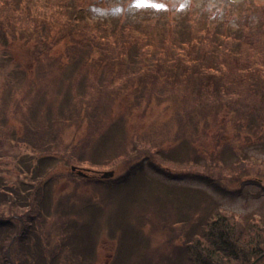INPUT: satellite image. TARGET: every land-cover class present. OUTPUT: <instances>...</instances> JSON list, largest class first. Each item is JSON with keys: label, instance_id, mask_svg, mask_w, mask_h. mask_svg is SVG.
<instances>
[{"label": "trees", "instance_id": "1", "mask_svg": "<svg viewBox=\"0 0 264 264\" xmlns=\"http://www.w3.org/2000/svg\"><path fill=\"white\" fill-rule=\"evenodd\" d=\"M135 1L0 0V264H264V212L209 207L185 218L159 203L171 197L118 196L144 168L170 180L199 177L211 188L224 171L264 181V160L242 153L229 167L212 160L205 169L190 164L191 170L170 157L188 145V156L201 161L204 152L195 144L218 120L220 133L229 125L232 136L216 135L217 148L242 152L236 142L242 133L264 135V3L247 0L233 11L218 0H147L150 10L138 13ZM43 9H53L45 21ZM90 11L102 13L100 25L78 23L94 20ZM42 37L41 55L32 47ZM63 43L67 77L57 87L48 72ZM35 65L44 73L35 79L20 70ZM15 83L32 90L16 97L21 102L9 94ZM152 108L157 115L150 116ZM76 120L86 129L77 138V130L69 131ZM12 121L28 137L30 161L2 144L16 131ZM174 132L182 139L177 145ZM69 165L115 176L78 177L76 188L90 195L54 198L51 182L57 172L73 175ZM112 225L115 231L105 232ZM103 236L110 246L103 248Z\"/></svg>", "mask_w": 264, "mask_h": 264}, {"label": "rangeland", "instance_id": "2", "mask_svg": "<svg viewBox=\"0 0 264 264\" xmlns=\"http://www.w3.org/2000/svg\"><path fill=\"white\" fill-rule=\"evenodd\" d=\"M118 2L119 0H115ZM168 4H171V2H174V0H167ZM190 1H195V0H190ZM201 2H215L217 0H200ZM222 2H226L229 5H234L235 8H232L233 11L238 10L241 7H247L248 6V1L247 0H218ZM259 2L264 3V0H256ZM137 4V10L138 13H144L148 12L150 10V5L147 2V0H136L135 1ZM196 2V1H195ZM63 3V2H62ZM41 10V5L40 8ZM119 11V10H118ZM121 11V10H120ZM119 11V12H120ZM53 12V9H43V21L47 19V17L50 16V14ZM89 17L94 19V20H85L82 22L78 23H83L85 26L91 25H100L103 20V15L102 13L100 14H95V11H90ZM66 14H71L70 11H67ZM4 15V12L3 14ZM60 15V13H59ZM31 18H35V12L33 11L30 15ZM38 21H40V18H38ZM51 39V38H50ZM40 45L32 47L35 50L38 51L42 55V50H43V37L40 38ZM2 44V41L0 40V45ZM32 44L37 45L32 42ZM48 46H51L52 44L48 42ZM16 45H13L15 47ZM65 44L63 43L62 45H56V49L59 51L58 54L54 55V59L57 60V64L54 66H49L50 71L48 73L52 74L53 76V83L58 87L59 85H62L65 87L66 83V77L67 75L62 71L63 64H64V57L62 53L60 52L62 49H64ZM9 53V52H7ZM11 53V52H10ZM12 54V53H11ZM16 54V52H14ZM49 65V62H48ZM21 72H28V76L32 79H35L36 77L40 76L43 73V67H39L38 65H35L31 67V69H25L21 68ZM5 74V72H0V75ZM14 80V79H13ZM15 87H12L13 90L9 93L12 98H14L15 101L21 102L20 100H16V97L20 96V94H25L26 91L31 92L35 88L34 83H27L28 87H31L30 89L32 90H26L24 89V85H18L15 83ZM20 92V93H19ZM42 100H37L34 103V106L41 107ZM124 106V103H117V107L120 105ZM3 103L0 102V108L3 107ZM163 109V107L161 108ZM159 109L158 108H152L150 110V116L151 115H157ZM2 113L3 111L0 110ZM4 114L0 115L2 118ZM225 117L223 118L224 122ZM11 124L10 127L15 126L16 131H9L7 133L9 141L6 143L2 144H7L8 147V152L11 156L17 155L20 157V160L22 162L25 160L31 159V153L25 149V141L27 142L28 137L25 136L23 133L21 134V131L23 130V126L21 122H9ZM220 124V120L217 122H212L210 125L209 130L206 131L204 134L203 132L201 133L199 137L198 142H202L201 145H198L202 151L204 152V158L201 156V161L199 158H196L193 160L188 156L191 155V152L189 150L188 145H181L180 150H175L172 155L170 156L172 159V163L177 166H185L181 167L183 170H191L188 168L190 164H193L194 166H203V168L210 164L212 160H215L217 162H221L226 165V167H229V165L234 164L237 161L238 155L242 153V155H249L261 160H264V135L258 139L255 135L248 134V133H242L239 136V139L236 141L240 146L243 147L242 152L241 150H238L235 152L233 149L226 147L225 149L223 148H217L216 147V135L221 134L220 133V128L218 127ZM135 126L137 128L143 127L142 122L138 121ZM225 126V125H224ZM227 130L226 132H223L220 138L222 139H229L232 136V131H230V126L226 125ZM85 125L81 127V124L78 120L75 121L74 125L70 128V133L71 132H76L80 136V134L85 133ZM68 131V133H69ZM178 135V132L172 133L173 138L175 139V144H179L182 142V139H176ZM215 135V136H214ZM70 135L67 134L64 136V139H68ZM188 136V135H187ZM214 136V137H213ZM204 143V144H203ZM208 143V146H207ZM178 153V154H177ZM212 155V158L214 159H209L208 157ZM24 163V162H23ZM24 164H22L19 161V167L18 169H23ZM52 165V164H50ZM55 166L57 167H63V164H58V162L55 163ZM71 166L69 165V168ZM83 171H87V177H98L100 178V175L105 172V171H110L109 169H99V170H91L87 169L85 167L77 166ZM46 168V165H43V170ZM205 169V168H204ZM180 170L178 169L177 172ZM174 172V173H177ZM182 172V171H181ZM195 172L197 173H206V170H196ZM72 173V172H71ZM185 173V171H183ZM64 174V176H63ZM67 175V176H66ZM72 175V174H71ZM71 175H68L67 172H57V180L52 181V189H54L53 193L51 194L52 197L58 198V197H75L78 193L80 195H90L91 191L88 188H76L78 182L80 179L78 177V174L73 173L72 177ZM215 176V175H214ZM21 177V178H20ZM18 178L22 179V176H18ZM221 183H218L215 188L208 187L204 182L200 180L199 177H183L180 179H168L164 178L158 174H156L152 169L149 168H144L142 172L136 173L130 181L123 187L121 192L118 193V196L123 197V196H129V197H171L172 203L169 201H160L161 202H166L171 208H173L175 211L181 213L183 216H186L187 218L191 212H194L196 214L201 213L204 208L205 211L209 208L212 207L214 210H221V211H227L228 213L231 214H241L245 215L248 213H252V215H258L259 213L264 212V181L261 179H258L255 176H249V177H238V176H226V171L222 173V176L220 177ZM24 184H27V181L24 182ZM27 186V185H26ZM113 194L110 197V201L113 203H116L118 201L116 190L111 191ZM117 198H116V197ZM101 198V197H98ZM218 203V208L213 207V204ZM163 209V208H162ZM161 209V210H162ZM79 209H75V212H79ZM87 216L90 215L89 210L86 211ZM100 221L103 220V217L99 218ZM113 227L109 226L106 227L105 232H114L116 225H112ZM116 230H118L116 228ZM106 233H103L105 235ZM161 234L159 236H156L154 243L157 244L161 238ZM101 242L103 243L102 246H110L112 241L110 239H106L105 236L101 237ZM102 249V248H101ZM104 252H109L108 249H102Z\"/></svg>", "mask_w": 264, "mask_h": 264}, {"label": "water", "instance_id": "3", "mask_svg": "<svg viewBox=\"0 0 264 264\" xmlns=\"http://www.w3.org/2000/svg\"><path fill=\"white\" fill-rule=\"evenodd\" d=\"M72 171L73 172H75L76 171V168L75 167H72ZM78 174L79 175H81V176H85V174L83 173V172H78ZM113 175H114V172H112V171H107V172H103L102 174H101V178H110V177H113Z\"/></svg>", "mask_w": 264, "mask_h": 264}]
</instances>
